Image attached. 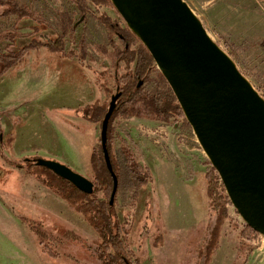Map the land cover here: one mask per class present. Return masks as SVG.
<instances>
[{
    "label": "rangeland",
    "instance_id": "rangeland-1",
    "mask_svg": "<svg viewBox=\"0 0 264 264\" xmlns=\"http://www.w3.org/2000/svg\"><path fill=\"white\" fill-rule=\"evenodd\" d=\"M22 1L42 14L59 34L60 13L69 14L73 18L72 24L77 25L73 35L66 38L67 49L80 48L85 64L99 71L110 68L111 61L101 48L109 52L114 48L108 31L98 19L91 15L82 17L71 0ZM185 1L217 44L229 54L227 45L238 49V62L234 60L264 97V0ZM89 6L98 15L106 14L125 27V21L115 8H98L90 2ZM14 27L11 18L0 16V37L13 31ZM114 42L121 44L118 36ZM8 43L0 38L1 52L11 50H6ZM20 55H25L26 63L19 64L0 80V264H76L68 259L69 253L76 255L73 250L78 245L72 243L80 239L92 242L97 233L53 192L49 185L50 177L55 174L52 169L38 163L23 165L25 158H15L16 129L17 125L36 128L43 124L60 128L81 151L80 168H70L92 180L91 156L93 148L101 144L102 125L85 119L87 113L72 114L64 110L85 107L97 100L110 103L112 96L95 85L93 74L82 67L78 59L63 60L42 47ZM110 86L115 92V83L111 82ZM72 99H76L73 105L66 106L65 102ZM63 105L65 107H60ZM38 115L45 121L38 120ZM117 132L128 140L141 157L142 164L148 166L154 176V182L140 191L132 246L137 248L138 242H142L139 245H143L140 255L144 264H191V259L198 257L196 250L212 225L205 183L211 165H208V158L191 126L186 119L162 122L131 118L121 120ZM10 137L14 139L11 150L5 148ZM49 141L44 142L43 147L54 151L62 148L59 143ZM148 200L158 223H152L154 228L151 227L150 234L140 240L138 232L144 226L143 214ZM117 211L123 221V209L118 207ZM235 212L231 206L230 213ZM20 216L44 222L52 233L56 226L58 234L69 232L78 238L68 247L61 248L60 257L48 256ZM262 244L261 238L246 264H264ZM234 257L235 244L226 237L212 264H231Z\"/></svg>",
    "mask_w": 264,
    "mask_h": 264
},
{
    "label": "trees",
    "instance_id": "trees-1",
    "mask_svg": "<svg viewBox=\"0 0 264 264\" xmlns=\"http://www.w3.org/2000/svg\"><path fill=\"white\" fill-rule=\"evenodd\" d=\"M71 1L82 17L91 15L98 19L108 31L114 51L109 52L104 48L101 50L111 61L110 68L99 71L85 64L84 54L80 48L67 49L66 38L68 35H73L75 25L72 24L73 18L66 13H60L61 32L56 40L46 45L34 44L29 50L46 47L48 53L57 55L60 59H78L79 64L93 74L94 83L99 89L104 90L109 97L117 93H121V97L108 128V150L119 181L114 205L110 204L114 181L107 168L101 144L93 148L91 156L93 171L91 182L94 185L92 194L80 191L56 174L49 179V185L56 196L97 233V237L92 242L81 241L87 253H80V249L77 248L73 250L77 256L69 253L68 257L75 260L77 264H127V261L131 264H142L141 258L131 249L130 234L135 222L140 191L154 182V176L151 169L142 164L141 157L137 155L128 140L117 132V129L121 120L131 118L176 122L185 120V116L172 88L158 70L154 58L143 43L126 25L122 26L106 14L98 15L89 6L90 2L98 8L114 9L111 0ZM0 12L2 18L16 17L18 21L26 18L42 20L44 22L36 23L51 27L42 14L22 0H0ZM15 35V32L8 31L0 38L3 41L13 42ZM116 36L119 37L121 44L114 42ZM227 47H229L230 55L238 62V49L232 45ZM26 61L25 55H16L12 50L5 53L0 51V80L13 68ZM140 81H142L141 86H139ZM111 82L115 83V92L110 86ZM108 105V102L97 100L85 107L67 108L64 111L72 114L87 113L85 119L93 124L101 123L102 125ZM1 134H3L2 130ZM13 140L10 137L9 142H5L6 149H12ZM31 159L32 163L29 165L50 160L42 157H31ZM208 165H210L209 161ZM205 183L209 221L214 226L211 225L197 250L198 262L206 257V264H210L220 249L222 240L227 237L235 244V261L246 264L249 256L260 243V235L245 225L236 212L233 215L230 213L232 205L213 167L206 172ZM118 207L124 211L123 221L118 217ZM151 212L148 202L146 215H150ZM19 219L36 236L43 253L55 258L61 256V246H65V242L60 234L48 231L46 224L37 220L24 216H20Z\"/></svg>",
    "mask_w": 264,
    "mask_h": 264
},
{
    "label": "water",
    "instance_id": "water-1",
    "mask_svg": "<svg viewBox=\"0 0 264 264\" xmlns=\"http://www.w3.org/2000/svg\"><path fill=\"white\" fill-rule=\"evenodd\" d=\"M111 2L172 88L232 207L264 240V97L211 38L187 1ZM120 97L121 93L112 96L101 126V145L114 181L111 206L119 181L108 150V128ZM37 163L80 191L94 192L91 180L69 166L51 159Z\"/></svg>",
    "mask_w": 264,
    "mask_h": 264
},
{
    "label": "flooded vegetation",
    "instance_id": "flooded-vegetation-1",
    "mask_svg": "<svg viewBox=\"0 0 264 264\" xmlns=\"http://www.w3.org/2000/svg\"><path fill=\"white\" fill-rule=\"evenodd\" d=\"M11 20H12V22H14V26H15L14 30L12 32H15L16 35L14 37V41L9 42L5 47H6V50L11 49L14 52V54H16V55L17 54H23V53L27 52L29 50V48L32 47L34 44H41V43H43L44 45L51 44L52 42H54L56 40V37L59 35V32L54 30L52 27L45 26V25L40 24V23H36V22H44L42 20H35V19H31V18H26L24 20L18 21L16 17H12ZM17 22H19V24ZM76 25H77V23L75 24V27H76ZM22 29H26L29 32H23ZM42 48L46 49V47H42ZM30 163H32V162H27L23 165H29ZM20 165H22V164H20ZM17 166H19V165H17ZM1 176H2V174L0 172V177ZM148 202L150 203V206L152 207L151 201L148 200L146 203H148ZM137 209H138V207H137ZM143 215H144V226L140 229V232H138L139 236L141 237L140 240H142V237H144V236H145V238H147V235L150 234L149 231H150L151 227L154 228L152 226V223H154V225H155V222H157V218H158V217H155L153 215V211L150 213V215H146V209L144 210ZM136 221H137V218H136V213H135V222H134L131 234H130V244H131V249L135 252V254H137L141 258L142 264H144L143 258L140 255V251H141L143 245L142 244L139 245L142 242L141 241L138 242L137 248L132 246V242H131V236H132V232H133L134 226L136 224ZM42 223H44V222H42ZM157 227H158V225H157ZM53 228H55V232H57V233L59 232L58 229L56 230V226H54ZM61 236L64 239V242H65L64 245H67V247L69 246V243H72L74 240H76L78 238V237L71 236L69 234V232L66 234L65 233L61 234ZM81 241H83V239H80L78 242L72 243V244H74L76 246L78 245L77 248L80 249V253L81 252L87 253L88 251H87L86 247L82 246ZM63 247L64 246H61V248H63ZM197 254H198V252H197ZM235 256H236V253H235ZM68 259L76 262L75 260H73L70 257H68ZM191 261H192L191 264H196V263L206 264L207 263L206 257L204 259L202 258L201 260H199L200 262H198V258H196V259L192 258ZM213 261H214V259L212 260V262L210 264H212ZM76 264H77V262H76ZM127 264H131V263H129L127 261ZM231 264H240V263L238 261H235V257H234V260L232 261Z\"/></svg>",
    "mask_w": 264,
    "mask_h": 264
},
{
    "label": "crops",
    "instance_id": "crops-1",
    "mask_svg": "<svg viewBox=\"0 0 264 264\" xmlns=\"http://www.w3.org/2000/svg\"><path fill=\"white\" fill-rule=\"evenodd\" d=\"M75 101L76 99H72L69 102H65L68 104L66 106L73 105ZM60 107L65 106L63 105ZM38 120L45 121V119L40 116ZM46 120L48 123L50 122L49 119ZM47 140H52L53 142L59 143L62 148L59 150L56 149V151H54L53 149L47 148L45 146L43 147L45 144L44 142ZM13 146V153L17 159L36 156L56 160L67 164L69 167L72 166L77 169L80 168L79 155L81 151L79 147L70 139H68L65 132L57 126H55V129H53V127L50 125L44 126V124L38 126L36 125V128L17 125L16 139Z\"/></svg>",
    "mask_w": 264,
    "mask_h": 264
},
{
    "label": "bare ground",
    "instance_id": "bare-ground-1",
    "mask_svg": "<svg viewBox=\"0 0 264 264\" xmlns=\"http://www.w3.org/2000/svg\"><path fill=\"white\" fill-rule=\"evenodd\" d=\"M262 247H264V240H263V244H262Z\"/></svg>",
    "mask_w": 264,
    "mask_h": 264
}]
</instances>
